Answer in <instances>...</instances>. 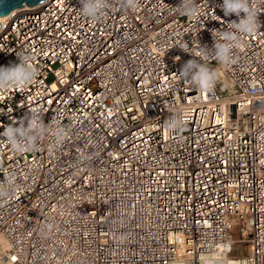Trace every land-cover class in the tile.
Returning <instances> with one entry per match:
<instances>
[{
	"label": "built area",
	"instance_id": "built-area-1",
	"mask_svg": "<svg viewBox=\"0 0 264 264\" xmlns=\"http://www.w3.org/2000/svg\"><path fill=\"white\" fill-rule=\"evenodd\" d=\"M180 2L110 0L93 21L80 0H48L3 22L0 67L27 54L37 75L0 89V134L30 113L48 130L23 153L0 135V264H264V0L234 62L205 61L211 92L178 75L185 51L202 57L238 18Z\"/></svg>",
	"mask_w": 264,
	"mask_h": 264
},
{
	"label": "clouds",
	"instance_id": "clouds-1",
	"mask_svg": "<svg viewBox=\"0 0 264 264\" xmlns=\"http://www.w3.org/2000/svg\"><path fill=\"white\" fill-rule=\"evenodd\" d=\"M80 12L84 17L90 20L99 19L104 10L109 7L110 0H80ZM139 0H122V8L135 9ZM219 7L225 16L235 15L238 20L227 23L226 29H213V47L211 49L206 46L202 48V57L193 55L191 51H185L193 56L182 66L179 76L188 81L194 89L211 92L218 78L217 70L211 68L205 61L211 55L224 66H228L234 62L232 48L235 43L240 42L241 35H251L260 27V20L255 11L251 7L250 0H223ZM188 17H195L199 14V9L195 0H181L180 4L175 7ZM241 13L244 15L241 16ZM219 41V42H218ZM183 50V49H182ZM184 51V50H183ZM19 58L18 64L0 67V89L9 87H18L32 82L36 75V68L30 63L32 56L17 53ZM199 58V59H197ZM27 125L24 120L13 122L4 127L2 135L9 146L16 152L23 153L27 150L35 148L37 141L43 137L48 130L43 119L35 113H30L26 118ZM164 127L169 131H178L184 127L183 119L179 115H170L164 121ZM66 132L63 128L56 129V139L58 143H62ZM13 177L7 178V184H0V197H8L9 187L12 186Z\"/></svg>",
	"mask_w": 264,
	"mask_h": 264
},
{
	"label": "water",
	"instance_id": "water-1",
	"mask_svg": "<svg viewBox=\"0 0 264 264\" xmlns=\"http://www.w3.org/2000/svg\"><path fill=\"white\" fill-rule=\"evenodd\" d=\"M48 0H0V28L7 17L16 10L36 7Z\"/></svg>",
	"mask_w": 264,
	"mask_h": 264
},
{
	"label": "rangeland",
	"instance_id": "rangeland-1",
	"mask_svg": "<svg viewBox=\"0 0 264 264\" xmlns=\"http://www.w3.org/2000/svg\"><path fill=\"white\" fill-rule=\"evenodd\" d=\"M244 248H242L243 249V252L245 253L246 252V250H247V246H243Z\"/></svg>",
	"mask_w": 264,
	"mask_h": 264
}]
</instances>
